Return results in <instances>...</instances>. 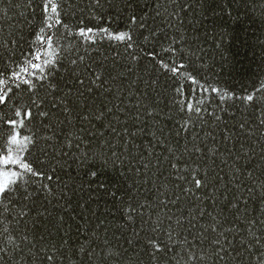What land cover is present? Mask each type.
I'll return each instance as SVG.
<instances>
[{"label":"trees","instance_id":"obj_1","mask_svg":"<svg viewBox=\"0 0 264 264\" xmlns=\"http://www.w3.org/2000/svg\"><path fill=\"white\" fill-rule=\"evenodd\" d=\"M46 4L0 0V264H264V0Z\"/></svg>","mask_w":264,"mask_h":264},{"label":"snow or ice","instance_id":"obj_2","mask_svg":"<svg viewBox=\"0 0 264 264\" xmlns=\"http://www.w3.org/2000/svg\"><path fill=\"white\" fill-rule=\"evenodd\" d=\"M49 5H51L50 11L52 13H56L57 12L56 0H47V4L45 5V11H49ZM57 23H59V21H57ZM80 35L83 36V35H86V33L81 32ZM125 38H126V36H124V35L115 37V39H118V40H123ZM128 38L130 39V37H128ZM247 99L250 101L252 99V97H248ZM4 102H5L4 97L2 95H0V104H3ZM16 142L17 141L15 138L11 141V143H13V144H15ZM2 163L7 165L9 163H12V161H11V159H7V160L2 161ZM23 167H24L25 171L32 172V169H30L26 164ZM13 175H16V174L14 173ZM12 183H15V181H12ZM196 186L197 187L202 186V184L199 180H197ZM8 191H10V187L8 184H0V197H3ZM157 250H159V249H157Z\"/></svg>","mask_w":264,"mask_h":264},{"label":"rangeland","instance_id":"obj_3","mask_svg":"<svg viewBox=\"0 0 264 264\" xmlns=\"http://www.w3.org/2000/svg\"><path fill=\"white\" fill-rule=\"evenodd\" d=\"M6 179L4 178L3 175L0 176V184H4Z\"/></svg>","mask_w":264,"mask_h":264}]
</instances>
